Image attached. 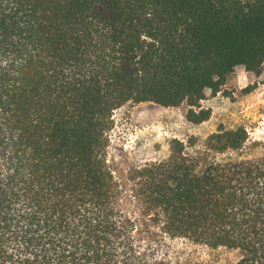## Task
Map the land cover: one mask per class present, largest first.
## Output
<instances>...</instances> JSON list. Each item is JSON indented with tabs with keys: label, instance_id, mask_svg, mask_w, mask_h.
I'll list each match as a JSON object with an SVG mask.
<instances>
[{
	"label": "trees",
	"instance_id": "obj_1",
	"mask_svg": "<svg viewBox=\"0 0 264 264\" xmlns=\"http://www.w3.org/2000/svg\"><path fill=\"white\" fill-rule=\"evenodd\" d=\"M263 67L264 0H0V264H174L176 239L264 264V155L218 158L245 127L109 159L125 104L202 124L207 90Z\"/></svg>",
	"mask_w": 264,
	"mask_h": 264
},
{
	"label": "rangeland",
	"instance_id": "obj_2",
	"mask_svg": "<svg viewBox=\"0 0 264 264\" xmlns=\"http://www.w3.org/2000/svg\"><path fill=\"white\" fill-rule=\"evenodd\" d=\"M256 85L251 93L244 90ZM202 107L212 110V116L202 124L187 119V103L166 108L146 102H129L116 110L115 124L110 132L109 159L120 175L135 165L169 158L171 141L190 137L198 140L197 147L206 148V141L220 128L236 130L245 127L249 139L243 150L218 155L219 159L258 158L264 155V67L261 75L242 70L229 75L222 91L214 95L207 90ZM174 264H236L241 257L238 250L211 249L185 239L170 242Z\"/></svg>",
	"mask_w": 264,
	"mask_h": 264
}]
</instances>
